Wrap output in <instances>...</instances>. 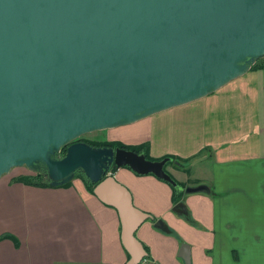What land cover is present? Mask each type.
I'll use <instances>...</instances> for the list:
<instances>
[{"label":"water","instance_id":"95a60500","mask_svg":"<svg viewBox=\"0 0 264 264\" xmlns=\"http://www.w3.org/2000/svg\"><path fill=\"white\" fill-rule=\"evenodd\" d=\"M263 55L264 0H0V176L25 166L56 186L81 171L117 211L124 264H137L150 216L112 173L176 185L170 157L75 140L203 96Z\"/></svg>","mask_w":264,"mask_h":264},{"label":"crops","instance_id":"0c3cea01","mask_svg":"<svg viewBox=\"0 0 264 264\" xmlns=\"http://www.w3.org/2000/svg\"><path fill=\"white\" fill-rule=\"evenodd\" d=\"M112 129L109 139L138 133L152 158L176 159L165 169L184 186L178 196L153 174L112 173L150 216L134 235L153 264H264V67ZM153 129L160 140L149 142ZM28 174L14 166L0 176V264H124L114 207L80 177L36 186L18 179ZM199 184L207 189L184 190Z\"/></svg>","mask_w":264,"mask_h":264},{"label":"trees","instance_id":"16d2710c","mask_svg":"<svg viewBox=\"0 0 264 264\" xmlns=\"http://www.w3.org/2000/svg\"><path fill=\"white\" fill-rule=\"evenodd\" d=\"M260 67H264V55L256 58L254 63L250 66V68H260ZM75 141H84V142L88 143L89 145L96 146V147H99V146L124 147L126 149H132L135 152H143L148 159L154 160V158L148 157V153H147L148 152V144H147V142H142V143H139L136 145H127V144L120 142V141H117V140H115V141L93 140V139L86 138L83 136L77 138ZM65 149H66L65 147H62L60 154H63L65 152ZM163 157H165V156H163ZM163 157H161V158H163ZM168 157H170V160L166 163V165L169 162H175L176 161V159L174 157H172V156H168ZM161 158H155V159H161ZM76 177H80L82 179V181L84 182L86 188L89 189L91 192H93L94 184L89 182L85 178L84 174L81 171H78L76 173ZM18 179L21 182L26 183V184H30V185L52 186V185H50V181L48 180V178L46 176H44L43 173H41V172L23 175V176H20ZM67 184L68 183H64L62 185H67ZM62 185H56V186H62ZM180 187L182 188L184 186H183V184H181L178 181H176V185H171L174 196H178V194H179L178 192H179Z\"/></svg>","mask_w":264,"mask_h":264},{"label":"rangeland","instance_id":"374dc122","mask_svg":"<svg viewBox=\"0 0 264 264\" xmlns=\"http://www.w3.org/2000/svg\"><path fill=\"white\" fill-rule=\"evenodd\" d=\"M112 130H113L112 128L94 130V131H90V132L82 134L81 137L84 136L86 138H90V139H93V140H105L108 137V135H107L108 132H109V134L110 133L113 134ZM129 137L132 138V141H130V139H127L126 141H123V140H120V141L125 143V144H127V145H136V144L139 143V142L137 143V141H139L141 139V138H139V134L138 133H134L133 135H129ZM158 140H160L158 132H157V130L153 129V134H151V139H149V142L158 141ZM148 157L152 158L153 156L150 155L149 152H148ZM119 168H121V167H119Z\"/></svg>","mask_w":264,"mask_h":264},{"label":"built area","instance_id":"2783aa9c","mask_svg":"<svg viewBox=\"0 0 264 264\" xmlns=\"http://www.w3.org/2000/svg\"><path fill=\"white\" fill-rule=\"evenodd\" d=\"M137 264H153V261L146 255Z\"/></svg>","mask_w":264,"mask_h":264},{"label":"bare ground","instance_id":"6f19581e","mask_svg":"<svg viewBox=\"0 0 264 264\" xmlns=\"http://www.w3.org/2000/svg\"><path fill=\"white\" fill-rule=\"evenodd\" d=\"M88 126H89V125L82 126V127H80V128H76L75 130L78 131V130H80V129H82V128H85V127H88ZM74 134H76V133H75L74 130H73L71 133H69V134H67V135H65V136H62V137H64V138H67V137L70 138L69 136H70V135H74ZM62 137H61V138H62Z\"/></svg>","mask_w":264,"mask_h":264},{"label":"flooded vegetation","instance_id":"af4514ba","mask_svg":"<svg viewBox=\"0 0 264 264\" xmlns=\"http://www.w3.org/2000/svg\"><path fill=\"white\" fill-rule=\"evenodd\" d=\"M83 137H84V136H83ZM105 140H107V141H115V140L109 139L108 137H107ZM117 141H120V140H117ZM120 142H121V141H120ZM108 147H110V146H108ZM116 147H118V146H113L112 148L114 149V148H116ZM59 155H61V154H59ZM166 166H167V165H165L164 168H166Z\"/></svg>","mask_w":264,"mask_h":264}]
</instances>
